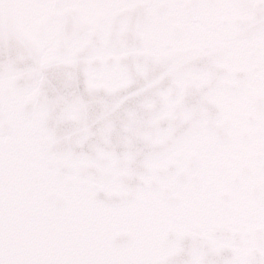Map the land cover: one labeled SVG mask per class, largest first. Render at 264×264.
Returning a JSON list of instances; mask_svg holds the SVG:
<instances>
[{
    "label": "snow or ice",
    "instance_id": "obj_1",
    "mask_svg": "<svg viewBox=\"0 0 264 264\" xmlns=\"http://www.w3.org/2000/svg\"><path fill=\"white\" fill-rule=\"evenodd\" d=\"M0 264H264V0H0Z\"/></svg>",
    "mask_w": 264,
    "mask_h": 264
},
{
    "label": "water",
    "instance_id": "obj_2",
    "mask_svg": "<svg viewBox=\"0 0 264 264\" xmlns=\"http://www.w3.org/2000/svg\"><path fill=\"white\" fill-rule=\"evenodd\" d=\"M153 71H158V69H155V68H154ZM167 83H168V82H167L166 80H162V81H161V87H166V86H167Z\"/></svg>",
    "mask_w": 264,
    "mask_h": 264
}]
</instances>
